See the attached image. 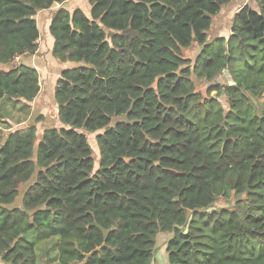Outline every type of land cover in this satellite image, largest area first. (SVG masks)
<instances>
[{
    "label": "trees",
    "instance_id": "trees-1",
    "mask_svg": "<svg viewBox=\"0 0 264 264\" xmlns=\"http://www.w3.org/2000/svg\"><path fill=\"white\" fill-rule=\"evenodd\" d=\"M66 1L0 0L4 128L10 105L32 113L47 100L29 61L36 16ZM233 1L55 12L51 53L70 64L56 115L42 133L35 122L0 131L5 264H152L163 250L167 264H264V0L219 34Z\"/></svg>",
    "mask_w": 264,
    "mask_h": 264
},
{
    "label": "crops",
    "instance_id": "crops-1",
    "mask_svg": "<svg viewBox=\"0 0 264 264\" xmlns=\"http://www.w3.org/2000/svg\"><path fill=\"white\" fill-rule=\"evenodd\" d=\"M248 2L249 0H235L231 3V6L229 5V8H224L223 11H221L222 17L219 21L221 24L218 30L219 34L223 32V29L226 26L230 25V22H232V18L238 9ZM61 7H65L69 10L80 7L85 11L86 14H91V5L89 0H67L65 3H57L49 9L40 10L38 12L36 19L42 33L39 38L38 51L35 55L29 58V61L39 71L41 83L40 95L45 94V99H47V96L52 97L54 95L53 89L56 85L57 79L61 75V72L70 65L69 63L59 62L53 57L51 53L55 41L53 35L50 32V25L55 16V12ZM38 102H40L42 107L48 103L47 100H44L43 96H41V98L39 96L34 103L36 104ZM33 105L34 104H32V106ZM42 109L45 110V107ZM0 264L5 263L1 260ZM152 264H167L166 252L164 250L160 251Z\"/></svg>",
    "mask_w": 264,
    "mask_h": 264
},
{
    "label": "rangeland",
    "instance_id": "rangeland-1",
    "mask_svg": "<svg viewBox=\"0 0 264 264\" xmlns=\"http://www.w3.org/2000/svg\"><path fill=\"white\" fill-rule=\"evenodd\" d=\"M253 2V0H251ZM230 29V28H229ZM231 31V29H230ZM197 54V49H186L185 50V55H191V58H195ZM220 80L222 79V82H230V76L228 75L227 72H224L223 74L220 75ZM234 84V83H231ZM55 91V86L53 89V93ZM215 93V92H214ZM47 100L48 103H46L45 106V110H42V105L40 104V102L36 103L33 105V111L32 113L27 112V111H23V110H19L18 106L16 107H12L11 105L9 106L11 108V113H10V117L6 118V122H7V127L4 128L3 125H0V131H2L3 133H7L10 130H15V129H19V128H23V127H27L29 125H31L32 123H36L38 130L40 133H42L43 129L42 127H45L47 125H51L52 120L54 118V116L56 115V103L54 102V98L52 97H48L47 96ZM20 108V107H19ZM58 124V122H57ZM60 125V124H59ZM97 134L96 133H90L87 132V136H88V141L90 143V145L92 146L95 156L96 158H99V150H98V143H97ZM25 185V184H24ZM24 185L22 186V188H24ZM26 186V185H25ZM17 203H20V198L18 200ZM222 205H226L225 203H222ZM1 261V259H0Z\"/></svg>",
    "mask_w": 264,
    "mask_h": 264
},
{
    "label": "built area",
    "instance_id": "built-area-1",
    "mask_svg": "<svg viewBox=\"0 0 264 264\" xmlns=\"http://www.w3.org/2000/svg\"><path fill=\"white\" fill-rule=\"evenodd\" d=\"M20 58H21L20 55H17L15 59L20 60Z\"/></svg>",
    "mask_w": 264,
    "mask_h": 264
},
{
    "label": "water",
    "instance_id": "water-1",
    "mask_svg": "<svg viewBox=\"0 0 264 264\" xmlns=\"http://www.w3.org/2000/svg\"><path fill=\"white\" fill-rule=\"evenodd\" d=\"M223 11V10H222Z\"/></svg>",
    "mask_w": 264,
    "mask_h": 264
}]
</instances>
